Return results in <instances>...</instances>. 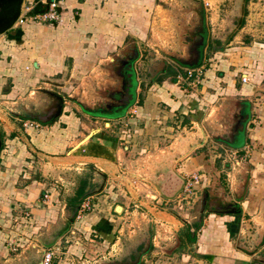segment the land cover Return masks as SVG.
<instances>
[{"label": "crops", "instance_id": "crops-1", "mask_svg": "<svg viewBox=\"0 0 264 264\" xmlns=\"http://www.w3.org/2000/svg\"><path fill=\"white\" fill-rule=\"evenodd\" d=\"M197 1L62 0L59 23L29 22L0 36V264H24L31 247L44 252L61 240L54 264H110L119 234L149 221L158 229L155 264H264V0L246 1L226 49L215 34L223 17H241L243 0ZM131 50L121 83L110 67ZM150 50L163 68L146 83L138 69ZM195 58L203 65L193 68ZM193 69L202 72L187 80ZM75 82L84 97L119 84L124 104L103 115L69 94L55 120L22 116L44 107L36 89L61 95ZM178 174L186 186L199 177L190 200L186 186L173 201L162 196L181 186ZM87 201L91 210L78 220ZM12 241L25 249L13 253Z\"/></svg>", "mask_w": 264, "mask_h": 264}, {"label": "rangeland", "instance_id": "rangeland-1", "mask_svg": "<svg viewBox=\"0 0 264 264\" xmlns=\"http://www.w3.org/2000/svg\"><path fill=\"white\" fill-rule=\"evenodd\" d=\"M199 1L200 0L197 1V8H200ZM194 2H195V0H193V5H195ZM201 2L203 5L205 4L204 0H201ZM195 18H196V20H198V24H199V16H198V19H197V17H193L194 22H195ZM222 19H225L226 23L224 21V24H223V27L221 28V31H217L219 33L216 32L215 40H220L221 44H222L221 46H223V49H226V47H228L227 45L230 43V41H232L234 39L235 35H237L238 30H240L241 27L243 26L245 17L243 19V23L239 27H238V25H239V19L240 18L238 16L232 15V16H229V18L223 17ZM216 38H218V39H216ZM250 41L251 40H247V43H249ZM150 51H151V53H153V55H150L149 52H145V55L147 58L144 59L145 62L143 63L144 64L143 67H141V69H138L140 72V76H142V74H143L142 78L145 79L146 83H149V81L151 80L150 79L151 75L159 73L161 71V68H163V65L161 66L162 61L160 59L158 61L154 60L155 55H156L154 50H150ZM78 83H80V82H75L72 84V86H75V89L70 87L71 88L70 91L62 92V94L60 96L63 97L64 102L66 100L70 101L69 100L70 98H68V96H69V94H72L76 100H78L79 98H82V100L87 102V103L93 102L92 104H98L101 106H105V103L108 101L106 98V92L109 91V89L111 87L110 85H108V87H106V89L102 92L103 94H100V95L97 93L94 95L89 94L86 97H84L82 95L83 91H84L82 87H81V89L76 90V86L78 85ZM119 87H120L119 84H118V86H115V88H119ZM91 93L93 94V92H91ZM262 93L264 94V92H262ZM37 94L38 93L34 92L32 94V96L33 97L41 96V95H39V94L37 95ZM40 98H41V100H43V102L41 101L40 103H42L45 107V108L41 107L39 109L41 111V114L32 115L30 112H24V113H22V116H24L26 118H33V119H35L34 118L35 116H38L37 119L41 120V121H48L50 118H52L54 113H55L53 109L56 106V104L54 102H51V100H49L43 96H41ZM260 98H261V95H260ZM23 107H25V106L24 105H12L11 109L13 108L15 110V112H19V109L23 108ZM130 116L131 115H129V117ZM131 119L136 120L137 117L131 118ZM133 125L138 126V127L141 126L140 122H137V121H134ZM131 127L132 126L130 125L129 128H131ZM240 136H242V138L241 137L240 138H241V144H243L244 136H243L242 132H240ZM239 144H240V142H239ZM243 155H244V152H240V156H243ZM244 158H245V156H244ZM227 165L230 166V163H227ZM195 191H196V189H195ZM140 211L143 212L144 210L142 209ZM175 213H176V211H175ZM157 230H158L157 225L153 221H149V223H144L143 225L141 222L140 228L137 227V223L135 226L127 227L121 234H119L120 241H119V244L115 248L114 257L110 258V260H112V263H110V264H117V263L136 264V263H138V260L140 262L139 264H155V262L160 259L159 256L154 255L155 251L158 249V248H155L154 245H155V243L159 244L158 240H154L155 236H157ZM159 240H160V238H159ZM59 242H60L59 245H57L55 247L57 249V250H55L57 252L56 256H61L62 252H64V250H65L64 246H66V243L64 241L61 240ZM92 243L95 244V243H97V241L92 242ZM7 244H10L9 248H11L10 250L13 251V253H20V250H23V248L25 249V247H22L21 245H18L17 243H14L13 241L9 242ZM48 244H51V243H48ZM54 246H55V244H53V245L51 244V245H49V247L47 246L46 248L48 249V248H52ZM173 248H175V247H173V245H169L167 250H173ZM43 249L44 248L31 247V250H34L33 256L31 258L28 257L27 259H24L25 261L28 260L27 262H25V261L24 262L28 263V264H39V262L43 259ZM108 252H109V250H108ZM136 252L138 253V255H136ZM142 253H144V254H142ZM168 255L169 254L166 252V257ZM94 256H96V254H94ZM143 256H145L146 259L149 261L148 263H145L142 261ZM58 259L59 258L57 257L56 260H58ZM22 262L23 261H21L19 264H22ZM86 264H97V263H95V261H91L90 263H86Z\"/></svg>", "mask_w": 264, "mask_h": 264}, {"label": "water", "instance_id": "water-1", "mask_svg": "<svg viewBox=\"0 0 264 264\" xmlns=\"http://www.w3.org/2000/svg\"><path fill=\"white\" fill-rule=\"evenodd\" d=\"M246 1L247 0H243L242 3V12H241V17L239 19V26H241V24L243 23V19L245 17V8H246ZM24 4V0H0V36L5 34L6 32H8L9 30H11L14 25L16 24L18 18L21 15V11H22V7ZM128 64L124 65V72H127V66ZM36 93H38L39 95L51 100V102H54L57 105V101H58V110L57 113L55 114V116H53V120H55L56 117L60 116L62 114L63 108H64V99L63 97H61L59 94H57L54 91L51 90H47V89H36L35 90ZM3 148V139H2V134L0 132V152ZM179 161V160H178ZM176 161V162H178ZM179 175V174H178ZM179 177L182 180V184L181 186L175 191V193L171 196H167L162 192V196L165 197L166 199L173 201L175 199H177V197L183 193L185 186L187 184V179L184 178L183 176L179 175ZM208 200H209V194L205 193V195L202 198L201 201V217H203L206 208L208 206ZM230 205L233 207L235 204L230 203ZM235 207V206H234ZM240 209H234L231 211V213H236L239 212ZM115 212L118 214H121L123 212V206L118 205L115 208ZM42 260L39 262V264H42Z\"/></svg>", "mask_w": 264, "mask_h": 264}, {"label": "built area", "instance_id": "built-area-1", "mask_svg": "<svg viewBox=\"0 0 264 264\" xmlns=\"http://www.w3.org/2000/svg\"><path fill=\"white\" fill-rule=\"evenodd\" d=\"M61 2L62 0H47L43 4L48 6V10L45 13H40V14H33V10L35 6L38 4V2L33 7H28V6L26 7L23 4L21 15L18 18L15 27L23 26L29 22L52 23V24L59 23L61 21V12H60ZM198 72L201 73L202 70L201 69L188 70L185 76L187 80L197 79V77L199 76L197 74ZM182 79H183L182 76L179 77V80ZM247 80H248L247 76H245L243 78V82H247ZM249 151L250 148L247 149V152ZM242 158L244 157L236 156L235 157L236 160L234 161L233 164L239 165L240 162L243 161ZM198 182H199V177H194L193 180L189 183V185L186 186V190H187V195L185 197L186 200L191 199V196H193V189ZM89 210H91V204L88 201L82 203L77 214V219L81 220ZM55 250L56 249L54 247L44 250L42 264H54L55 255H56Z\"/></svg>", "mask_w": 264, "mask_h": 264}, {"label": "flooded vegetation", "instance_id": "flooded-vegetation-1", "mask_svg": "<svg viewBox=\"0 0 264 264\" xmlns=\"http://www.w3.org/2000/svg\"><path fill=\"white\" fill-rule=\"evenodd\" d=\"M14 27H15V25H14ZM198 28H199L198 31H201L200 24L198 25ZM199 44H200V42L194 41L193 42V50L197 51V49L199 48V46H198ZM133 54H135V51L134 52H133V50L129 51V53H127L128 59L123 60V61L120 60L119 62L115 63L116 65L110 67L111 68V71L113 73H115V75L117 77L120 78L121 83H122V81H125V77H124V73H125L124 72V65L125 64H128L131 61V59L133 58L132 57ZM173 58L176 61H178L177 57L174 56ZM119 88H121V87H119ZM119 91H120L119 89H117V88H115V87L112 86V87H110L109 91L106 92V98H107L108 101L105 103V106L99 105V109H98L99 112H102L101 114H103V115L104 114L105 115L106 114L107 115L110 114L111 111H112V109L115 108V106L117 105V102H119V101H120V103H118L119 106H123L124 102L122 101L123 99L121 98V93ZM57 105H58V101H57ZM30 113L32 115H35V114L36 115H39V114H41V111L40 110H34L33 112L31 111ZM55 113H57V111Z\"/></svg>", "mask_w": 264, "mask_h": 264}, {"label": "trees", "instance_id": "trees-1", "mask_svg": "<svg viewBox=\"0 0 264 264\" xmlns=\"http://www.w3.org/2000/svg\"><path fill=\"white\" fill-rule=\"evenodd\" d=\"M47 10H48V6L41 4V1L38 0V4L35 6V8L33 10V14L45 13ZM215 44H217V46H219V47H222L221 46L222 45L221 41L215 42ZM210 50L212 51V48ZM200 54H201V49L199 48V57H198V59L200 58ZM194 61H195V63L193 64V68H198V67L203 65V63L201 61L197 62L198 60L196 58L194 59ZM80 203H82V202H80ZM197 225H198L197 228H199L201 224H197ZM188 234H189L188 235L189 236L188 237L189 241L190 242H194L195 241V237L192 238V233L191 232H189Z\"/></svg>", "mask_w": 264, "mask_h": 264}]
</instances>
